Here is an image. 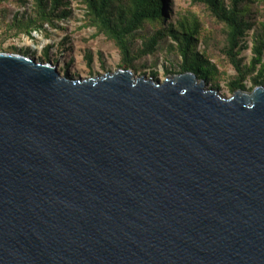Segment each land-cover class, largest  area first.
<instances>
[{
	"label": "water",
	"instance_id": "obj_1",
	"mask_svg": "<svg viewBox=\"0 0 264 264\" xmlns=\"http://www.w3.org/2000/svg\"><path fill=\"white\" fill-rule=\"evenodd\" d=\"M0 264H264V85L0 52Z\"/></svg>",
	"mask_w": 264,
	"mask_h": 264
},
{
	"label": "trees",
	"instance_id": "obj_2",
	"mask_svg": "<svg viewBox=\"0 0 264 264\" xmlns=\"http://www.w3.org/2000/svg\"><path fill=\"white\" fill-rule=\"evenodd\" d=\"M7 0H0V3ZM200 5L209 17L210 31L203 39L205 49L196 51L201 23L198 19L182 18L175 24L167 23L169 0H80L85 7V25L95 27L114 42L121 57V67L132 69L135 56L131 55L134 38L141 39L137 56L154 53L159 38L172 39L182 58L181 71H192L207 84L216 77V62L230 67L234 76L230 78L229 90H245L244 81L252 77L254 88L263 85L264 76V0H192ZM25 4V0H19ZM68 0H33V15L23 22L15 17L14 25L19 31L31 33L44 23L54 26L58 19L68 16ZM146 25L155 28L151 36L137 35L136 31ZM252 32V58L248 65L239 54L245 48L243 39ZM173 47V46H172ZM10 53H17L16 49ZM211 59L215 62L212 63Z\"/></svg>",
	"mask_w": 264,
	"mask_h": 264
},
{
	"label": "rangeland",
	"instance_id": "obj_3",
	"mask_svg": "<svg viewBox=\"0 0 264 264\" xmlns=\"http://www.w3.org/2000/svg\"><path fill=\"white\" fill-rule=\"evenodd\" d=\"M7 0L0 3V52L14 51L31 57L36 61L50 62L57 65L61 75L74 79L88 78L113 72L120 68L122 57L113 41L104 34L98 33L95 27L85 25V7L80 0H68V16L58 19L54 26L44 23L39 29L31 28V33L19 31L14 25L15 17L23 22L27 16L33 15V0ZM167 23L175 24L182 18L198 19L201 23L200 36H197L196 51L203 53L205 45L203 39L213 28L209 17L205 16L203 8L192 0H169ZM155 28L146 25L137 30V35L151 36ZM252 32L249 30L243 39L245 48L239 54L243 63L248 65L252 58ZM173 46V47H172ZM175 44L168 36L160 37L154 53L137 56L141 47V39L134 38L131 45V55L135 56L133 67L130 69L136 76L153 77L163 81L167 76L182 73V58ZM264 61V55H263ZM214 63L215 60L211 59ZM218 73L215 78L207 82L206 87L218 90L221 96L229 97L233 94L229 90L230 78L234 71L216 62ZM252 77L243 83L246 91L253 88ZM264 82V76L262 78ZM264 85V84H263Z\"/></svg>",
	"mask_w": 264,
	"mask_h": 264
}]
</instances>
